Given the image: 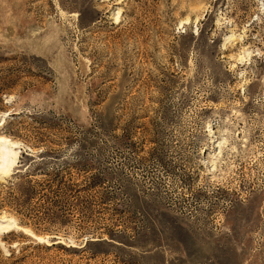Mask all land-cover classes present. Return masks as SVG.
Masks as SVG:
<instances>
[{
	"label": "rangeland",
	"instance_id": "374dc122",
	"mask_svg": "<svg viewBox=\"0 0 264 264\" xmlns=\"http://www.w3.org/2000/svg\"><path fill=\"white\" fill-rule=\"evenodd\" d=\"M0 136V264H264V0H0Z\"/></svg>",
	"mask_w": 264,
	"mask_h": 264
},
{
	"label": "bare ground",
	"instance_id": "6f19581e",
	"mask_svg": "<svg viewBox=\"0 0 264 264\" xmlns=\"http://www.w3.org/2000/svg\"><path fill=\"white\" fill-rule=\"evenodd\" d=\"M118 14H119V10H117V13L115 14V21L118 18ZM208 132L209 133H214V131L208 127ZM227 137V136H226ZM223 135V139L219 142L217 149H218V153H214L213 156H211L208 160L207 163L210 165V167H212V171L215 170V164H217V160L218 157L221 156L220 153H222V149H224L226 147V142L228 141ZM213 138V137H212ZM7 143H9V146L11 147L10 149H8L6 147ZM218 143V142H217ZM12 149L17 150V143H13L10 142L8 138L2 137L0 136V173H6L8 170H10V168L12 167V155L14 154V152L12 151ZM217 154V156H215ZM221 158V157H220ZM220 161V160H219ZM211 171V172H212ZM5 219L4 218H0V222L1 223H5ZM7 222V221H6ZM12 229V225L10 223L5 224V226L0 225V233L3 232H8ZM24 233L27 234L26 230H24ZM33 236V235H32ZM34 237V236H33ZM35 239H37V241H42V239L40 237H34Z\"/></svg>",
	"mask_w": 264,
	"mask_h": 264
}]
</instances>
